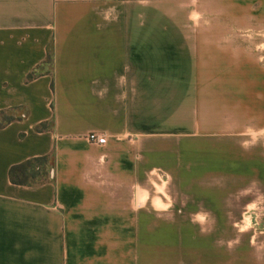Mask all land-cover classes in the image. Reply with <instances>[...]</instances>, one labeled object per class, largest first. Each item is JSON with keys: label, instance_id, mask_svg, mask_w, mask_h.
Wrapping results in <instances>:
<instances>
[{"label": "crops", "instance_id": "obj_1", "mask_svg": "<svg viewBox=\"0 0 264 264\" xmlns=\"http://www.w3.org/2000/svg\"><path fill=\"white\" fill-rule=\"evenodd\" d=\"M1 111L0 264H220L189 187L264 203V0H0Z\"/></svg>", "mask_w": 264, "mask_h": 264}, {"label": "rangeland", "instance_id": "obj_2", "mask_svg": "<svg viewBox=\"0 0 264 264\" xmlns=\"http://www.w3.org/2000/svg\"><path fill=\"white\" fill-rule=\"evenodd\" d=\"M18 114V112H0V122L10 115ZM211 148L210 145L204 144L189 146V154L199 153L201 156L205 154L210 156ZM208 163L199 162L200 169H204V164ZM195 164L189 162V169H195ZM203 180L206 179H200L201 182ZM208 181L211 182L210 179ZM226 181L227 179H221V183L225 185L221 184L220 199L217 202H212V189L208 190L202 183L198 189L189 187V191L197 190V193L194 194L195 198L189 197L188 202L195 204L203 200L205 204L218 205L220 224L204 226L203 231L211 233L213 230L214 233L219 234L220 264H261L260 261H264V209H261L264 203L259 187L255 184L228 187ZM192 199H195L194 202L191 201Z\"/></svg>", "mask_w": 264, "mask_h": 264}, {"label": "trees", "instance_id": "obj_3", "mask_svg": "<svg viewBox=\"0 0 264 264\" xmlns=\"http://www.w3.org/2000/svg\"><path fill=\"white\" fill-rule=\"evenodd\" d=\"M32 74L27 76L30 79ZM4 112V111H1ZM14 119L13 115L5 118L0 122V127ZM46 122L40 123L36 126L37 130L47 128ZM50 156H40L27 159L18 164L12 165L9 169V178L12 183L21 185H36L45 182L51 178L50 170L52 169L49 163Z\"/></svg>", "mask_w": 264, "mask_h": 264}, {"label": "built area", "instance_id": "obj_4", "mask_svg": "<svg viewBox=\"0 0 264 264\" xmlns=\"http://www.w3.org/2000/svg\"><path fill=\"white\" fill-rule=\"evenodd\" d=\"M88 142L102 145L106 142V137L103 133L98 131H90L85 135Z\"/></svg>", "mask_w": 264, "mask_h": 264}]
</instances>
